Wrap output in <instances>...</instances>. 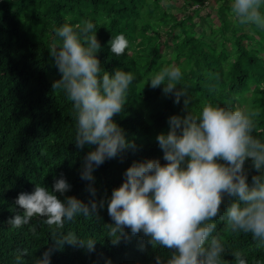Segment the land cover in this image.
<instances>
[{
	"label": "trees",
	"instance_id": "trees-1",
	"mask_svg": "<svg viewBox=\"0 0 264 264\" xmlns=\"http://www.w3.org/2000/svg\"><path fill=\"white\" fill-rule=\"evenodd\" d=\"M209 6L211 11L202 14ZM86 19L97 25L101 67L135 74L123 110L113 116L134 146L94 169L95 197L80 176L89 146L78 147L73 140L72 102L52 87L60 73L48 50L58 42L55 27ZM118 32L129 40L120 56L107 44ZM169 64L184 72L190 110L197 111L205 101L248 104L258 110L255 134L264 137V29L239 24L231 0H182L179 6L163 0H0V264H33L45 248L53 249L50 264H105L107 259L112 264H151L156 255L170 254L127 226L113 243L107 227L112 222L107 199L124 179L125 169L145 158L165 162L156 135L167 130L170 114H183L184 98L174 103L162 86L152 87L146 80ZM245 167L250 181L255 172L250 158ZM61 173L71 187L57 192L58 197L75 195L98 203L94 215H78L61 231L94 237V250L67 242L57 247L51 237L55 225L40 217L18 228L8 222L14 211L23 210L15 204L18 193L31 192L36 183L51 188ZM233 198L225 195L221 212ZM216 230L229 248L246 253L248 264L264 261V246L250 233H233L219 217ZM20 250L27 252L17 260ZM224 256L233 259L231 253Z\"/></svg>",
	"mask_w": 264,
	"mask_h": 264
},
{
	"label": "clouds",
	"instance_id": "clouds-1",
	"mask_svg": "<svg viewBox=\"0 0 264 264\" xmlns=\"http://www.w3.org/2000/svg\"><path fill=\"white\" fill-rule=\"evenodd\" d=\"M231 12L239 24L264 29V0H231ZM96 28L91 19L63 23L54 28L58 42L48 48L60 73L52 87L72 102L76 121L73 140L78 147L89 146L80 176L89 182L93 197L94 169L134 146L113 116L123 110L135 74L101 67L97 52L103 45ZM107 44L120 56L129 40L118 32ZM146 82L152 87L162 86V92L171 94L174 103L183 97V114H170L167 130L156 135L165 162L159 158L134 160L125 169L121 183L112 188L107 199L112 218L107 223L108 236L113 243L118 242L127 226L132 234L143 232L154 247L171 250L166 257L156 255L151 264H248L246 253L229 248L216 229L219 217L233 233H250L264 246V137L255 134L258 110L248 104L212 101L203 102L197 111L190 110L184 72L177 64L161 67ZM249 158L255 169L250 181L245 167ZM70 187L61 173L51 188L36 183L31 192L21 191L15 204L23 210L14 211L8 222L18 228L40 217L46 224L55 225L51 237L57 247L67 242L94 250V237L61 231L66 221L78 215L92 216L98 207L94 198L86 203L75 195L61 199L56 194H64ZM225 195L234 198L221 212ZM103 204L101 199L99 206ZM52 251L45 248L33 258V264H50ZM25 252L20 250L17 260H22ZM225 253H231L233 259H225ZM105 264L112 261L107 259ZM256 264L264 261L257 260Z\"/></svg>",
	"mask_w": 264,
	"mask_h": 264
},
{
	"label": "rangeland",
	"instance_id": "rangeland-1",
	"mask_svg": "<svg viewBox=\"0 0 264 264\" xmlns=\"http://www.w3.org/2000/svg\"><path fill=\"white\" fill-rule=\"evenodd\" d=\"M169 1L172 2L174 5H177V6H179L181 4V2H182V0H163V3L164 4H168V3H170ZM211 7L212 6H209V7L205 8V9H203L202 14L210 12L211 11ZM215 20L216 19L214 18V21ZM162 52H164V50H162ZM247 95H248V93L246 94V96Z\"/></svg>",
	"mask_w": 264,
	"mask_h": 264
}]
</instances>
